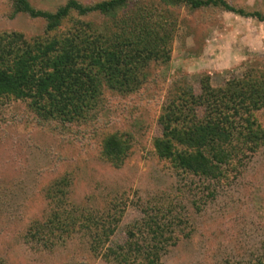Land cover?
<instances>
[{
    "label": "rangeland",
    "instance_id": "obj_1",
    "mask_svg": "<svg viewBox=\"0 0 264 264\" xmlns=\"http://www.w3.org/2000/svg\"><path fill=\"white\" fill-rule=\"evenodd\" d=\"M68 1L29 0L50 12ZM224 1L264 16V0ZM137 4L160 8L164 1L130 0L118 20L72 13L52 33L46 21L16 12L14 0H0V37L6 50L23 53L61 33L76 40L77 30L91 28L100 45L111 44L109 28L131 18ZM168 15L171 60L151 63L146 85L135 93L97 86L95 98L72 103H61L66 93H52L66 117L50 107L47 117L40 115L32 99L0 98V264H264V139H248L264 132V106L249 110L235 85L264 81V23L221 7L170 6ZM4 60L11 66L15 59ZM205 93L214 100L211 111L202 105ZM172 100L193 114L196 128L233 119L222 126L231 128L229 148L240 157L221 165L220 177L177 171L156 156L153 143L164 137L160 121ZM119 132L130 135L132 148L114 167L101 154V139ZM63 179L67 185L53 199L51 188ZM155 224L163 237L153 250ZM128 242L138 251L128 255L129 246L122 249Z\"/></svg>",
    "mask_w": 264,
    "mask_h": 264
},
{
    "label": "trees",
    "instance_id": "obj_2",
    "mask_svg": "<svg viewBox=\"0 0 264 264\" xmlns=\"http://www.w3.org/2000/svg\"><path fill=\"white\" fill-rule=\"evenodd\" d=\"M163 1L164 6L160 8L137 4L131 11V18L127 17L120 21L119 25L109 28L112 35L109 42L111 44L107 41L100 45L99 39L95 37L98 30L91 28L89 31L77 30L74 26L72 31L77 30L76 40L70 37L64 38L61 33L49 42L40 43L35 49L30 48L23 53L19 49L15 52L6 50L3 46L4 39L0 37L1 61L4 65V67L0 66V98L5 96L32 99V103H37L38 107L40 105L37 108L40 115L47 117L49 114L46 110L49 111L50 107L53 109L52 115L56 111L58 117H66L64 111L68 109L61 108L62 104L52 93H66L67 97H62L61 103L65 101L72 103L88 95L95 98L97 86L100 92H103L105 87L120 94L137 92L140 87L146 85V80L150 77L148 66L151 63L168 65L171 60L174 30L169 29L168 19L174 21V18L168 15L170 6H187L190 10L221 7L226 11L256 18L264 23V16L260 13H246L230 6L224 0ZM129 6L130 0H109L91 6L81 4L76 0H69L57 11L50 12L34 8L29 0H14L16 12L32 19L46 21L47 30L52 33L59 32L64 20L72 13H77L79 16L101 14L104 17L118 20L119 12L125 8L127 10ZM105 32L107 34V31ZM17 37L22 39L21 36ZM86 37L88 38L85 41ZM7 56L15 59L11 66L8 65L10 62L7 64L4 60ZM83 64H86L88 69ZM250 78L246 80H249L246 84L245 82L235 84L240 90L236 97H239L242 102H247L249 110L264 106V81L254 78L251 83ZM206 94L201 98L202 105L211 111L215 108L214 100L210 94ZM51 97L54 99L52 106L47 101ZM174 100L163 110L160 123L164 127V137L154 140L153 148L156 156L170 162L177 171L186 170L207 178L220 177L223 172L221 165L235 162L234 160L240 157V150H237L236 155L233 156L229 148L233 141L231 128L226 129L222 126V123H227L228 120L233 121V119L224 116L225 118L214 126L204 118L205 123L202 122L200 128H196L193 126L195 121L193 114H185L178 107L180 102ZM71 103L68 106H72ZM79 105L74 104L76 112L83 111L78 110ZM222 113L220 110V116ZM230 125L232 127L233 123ZM250 135L248 139L251 141L264 139V132H251ZM129 136L119 132L102 137L101 154L104 160L114 167H122L132 148ZM66 183L67 180L63 179L58 183V187L51 188L49 195L54 196L52 197L54 199L55 195L67 185ZM85 223L86 221L83 227L88 229L89 226L84 225ZM63 230L66 229H60V231ZM152 231L153 241L156 243L153 250H156L162 242L163 234L159 224H155V230ZM129 237L134 238L135 234L130 233ZM125 247L128 249V255L129 252L138 251L136 243L129 245L128 242L122 249ZM154 263H156L154 260H150V264Z\"/></svg>",
    "mask_w": 264,
    "mask_h": 264
}]
</instances>
